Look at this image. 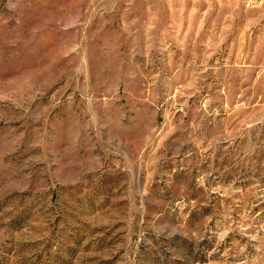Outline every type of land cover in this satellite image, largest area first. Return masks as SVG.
Here are the masks:
<instances>
[{
    "label": "rangeland",
    "instance_id": "1",
    "mask_svg": "<svg viewBox=\"0 0 264 264\" xmlns=\"http://www.w3.org/2000/svg\"><path fill=\"white\" fill-rule=\"evenodd\" d=\"M0 0V264H264V3Z\"/></svg>",
    "mask_w": 264,
    "mask_h": 264
},
{
    "label": "built area",
    "instance_id": "2",
    "mask_svg": "<svg viewBox=\"0 0 264 264\" xmlns=\"http://www.w3.org/2000/svg\"><path fill=\"white\" fill-rule=\"evenodd\" d=\"M264 3V0H246L245 4L247 8H256L261 6Z\"/></svg>",
    "mask_w": 264,
    "mask_h": 264
}]
</instances>
